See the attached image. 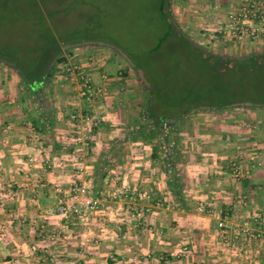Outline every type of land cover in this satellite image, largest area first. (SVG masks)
<instances>
[{"label":"crops","instance_id":"obj_1","mask_svg":"<svg viewBox=\"0 0 264 264\" xmlns=\"http://www.w3.org/2000/svg\"><path fill=\"white\" fill-rule=\"evenodd\" d=\"M261 1L175 0L209 18L221 2L243 15ZM61 52L102 88L99 97L83 99L80 82H71L57 59L43 79L0 59V264H264L262 239L233 238L243 219L264 231V124L219 128L203 120L191 133L179 125L175 174L166 152L154 157L153 145L135 134L146 126L147 85L135 78L130 60L95 40L69 43ZM74 112L98 121L85 160L73 153L80 136L69 118ZM234 163L239 179L230 174ZM80 164L99 206L87 221L64 223L48 214L56 206L52 185L68 187ZM176 176L180 198L170 185ZM134 209L144 211L142 219ZM217 212L231 238L219 229ZM189 244L192 251L182 254Z\"/></svg>","mask_w":264,"mask_h":264},{"label":"rangeland","instance_id":"obj_2","mask_svg":"<svg viewBox=\"0 0 264 264\" xmlns=\"http://www.w3.org/2000/svg\"><path fill=\"white\" fill-rule=\"evenodd\" d=\"M212 15L204 16L194 5L182 6L175 0H0V59L18 62L32 75L57 47L95 40L114 47L130 64L141 68L134 73L135 78H141L143 86L150 88L152 103L161 114H181L196 107L264 97L257 80L231 68L219 71L214 57L263 53L264 22L251 36L258 22L231 11L230 2L218 3ZM171 19L178 28L158 47L161 38L171 31ZM177 33L186 40L178 38ZM190 42H196L201 50ZM64 58L60 71L68 63ZM200 113L180 118V125H187L186 133H191L193 123L203 120L219 128L231 127V123L237 129L264 124V109H229L199 116ZM185 247L188 250L184 254L188 255L191 245L181 250ZM156 264H161L160 260Z\"/></svg>","mask_w":264,"mask_h":264},{"label":"built area","instance_id":"obj_3","mask_svg":"<svg viewBox=\"0 0 264 264\" xmlns=\"http://www.w3.org/2000/svg\"><path fill=\"white\" fill-rule=\"evenodd\" d=\"M253 10H243V14H250L254 20L258 23L264 22V2H257L253 6ZM234 20H238L233 17ZM240 20V19H239ZM256 31H252L251 36H254ZM64 73L69 77L71 82H80V96L88 102H92L96 97H99L103 91L99 85L92 83L91 79L83 74L82 67L76 63H67L63 67ZM70 121L74 125L76 132L80 135L78 141L74 146V154L79 155V160H85L89 156L91 151V145L93 141V135L95 127L98 124L97 119H95L90 113H79L74 112L70 115ZM5 129L4 131H7ZM27 141L38 142V138L28 137ZM68 148L65 147V150ZM33 160L29 159L28 164H32ZM230 174L234 178L239 179V166L238 163H234L231 166ZM73 180L68 187H65L62 183H54L52 185V192L56 199V206L54 209L50 210L48 214L58 215L64 223L72 219L87 221L89 218L97 211L99 206V201L97 198L90 194V182L87 177V167L84 164L76 166ZM204 205H200V210H204ZM144 211L141 209H134L133 217L142 219ZM219 221V229L222 231L223 235L227 238H231V228H229L221 213H215L214 215ZM256 221H260V216L257 215ZM234 240H244L247 243L251 241H257L262 239L264 241V231H255L251 222L247 219H243L238 222L235 232H233ZM53 238L56 235H52ZM228 246H230L231 241L227 240ZM188 250L185 247L182 251L186 252ZM114 264H119L115 262Z\"/></svg>","mask_w":264,"mask_h":264},{"label":"trees","instance_id":"obj_4","mask_svg":"<svg viewBox=\"0 0 264 264\" xmlns=\"http://www.w3.org/2000/svg\"><path fill=\"white\" fill-rule=\"evenodd\" d=\"M253 5H250L249 10H253ZM163 7V3L161 4V9ZM177 26L173 24V19L169 22V29L171 30L167 34H165L161 40L159 41L158 47H160L164 42H167V40L174 35L172 31L177 30ZM178 38L185 39V36H183L181 33H177ZM192 47L195 49H198L196 45H198L196 42H190ZM201 50V49H198ZM61 48L57 47L53 53L50 56H47L46 59H44V63L42 68H39L35 71L34 76L38 77V79H43L48 76H50V73L48 74L49 70L51 69V64L56 60L57 64H64L66 62V59L64 57H59L61 55ZM257 54V53H256ZM252 55L250 59L239 61L233 58H225L222 59L220 56H214L217 58L218 64L217 69L219 71H226L231 68V71H240L241 74L243 72H247L248 75L254 79L257 80V85L259 87V90L264 93V54L260 55ZM59 57V58H58ZM134 67H130L134 71H140V67L137 65H133ZM23 75L26 79H29L30 76L28 74ZM141 79V78H140ZM147 117L145 119L146 126L144 127L142 124H140V130L136 132L137 138L141 141L147 142L151 145H153V156L156 157L157 152L161 149H163L164 152H166V156L169 159V165H170V171H174L176 174V170L174 169V163L173 158L177 157L179 154V142H180V131H179V125H180V118L186 116L188 117L190 114L195 113L196 111H226V110H235L239 108L243 109H264V97L256 98L253 101H241L236 103H226V104H219L217 106H206V107H196L192 110L184 111L181 114H170V115H164L161 114L158 109L155 107V105L152 103L151 97H150V88L147 87ZM248 104V106H246ZM177 176L175 179L171 181V186L173 187V192L176 195L177 198H180L179 195L180 189L178 188L177 184Z\"/></svg>","mask_w":264,"mask_h":264},{"label":"water","instance_id":"obj_5","mask_svg":"<svg viewBox=\"0 0 264 264\" xmlns=\"http://www.w3.org/2000/svg\"><path fill=\"white\" fill-rule=\"evenodd\" d=\"M197 46V45H196ZM199 46V45H198ZM200 48H201V46H199ZM260 54H264V52L263 53H257L256 55H260ZM251 56L252 55H250V56H246V57H240V58H233V59H236V60H239V61H243V60H248V59H250L251 58ZM231 58V57H230ZM139 74H141L142 75V77H143V80H145L144 79V76H143V73H141V72H139ZM147 85V84H146ZM246 106H248V104L246 105Z\"/></svg>","mask_w":264,"mask_h":264}]
</instances>
